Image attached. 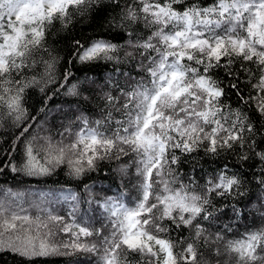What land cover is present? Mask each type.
I'll return each instance as SVG.
<instances>
[{
  "label": "snow or ice",
  "instance_id": "1",
  "mask_svg": "<svg viewBox=\"0 0 264 264\" xmlns=\"http://www.w3.org/2000/svg\"><path fill=\"white\" fill-rule=\"evenodd\" d=\"M0 180L20 264H264V0H0Z\"/></svg>",
  "mask_w": 264,
  "mask_h": 264
},
{
  "label": "trees",
  "instance_id": "2",
  "mask_svg": "<svg viewBox=\"0 0 264 264\" xmlns=\"http://www.w3.org/2000/svg\"><path fill=\"white\" fill-rule=\"evenodd\" d=\"M90 34V32L85 33ZM77 75L83 79L85 75L89 76V77H93L97 79V83H103V77H106L108 75H111V71H110V67L107 70H104L103 72H100V70L98 69H93L92 71H83V72H77ZM64 97L62 96H58L55 99H53L49 104H48V108L51 109H56L60 106H62L64 108L65 111H67L68 109V104L64 103ZM71 99V98H68ZM232 103H233V107L236 106V97L235 95H232L231 97ZM31 103V114L32 115H36V109L41 108L43 105L41 103V97L39 95H34L32 98ZM99 103V101L94 97L93 98V102L91 105H89L90 108V112L89 114H93L95 112V105ZM62 114H53L51 116L45 117V116H40L41 120H48V123L46 125L47 128H49L51 130V134H53L55 136V134L60 131V125L64 122L61 119ZM8 125H4V129L5 132L7 131ZM38 131L37 128H33V132ZM44 134V133H42ZM58 138V137H57ZM5 148L8 147L7 144L4 145ZM130 159V157H126L123 158L121 161L116 162L113 161L111 163H102L100 165L101 168L103 169H107V168H111V169H116L118 167V164H127L128 160ZM95 179H99L98 177H94ZM86 183L90 182V181H85ZM109 181H105V184H107ZM114 186L116 184L119 183L118 178L115 181H112ZM8 184H12L15 185L16 181L13 180L10 176L8 177ZM0 186H3V181L0 180ZM20 187L22 189H28L31 190L33 192H48L49 190H53L56 192V195L58 196L59 193V189L61 187L64 188H69L71 190H78L76 188V185L74 182H71L69 180V178L65 175V169L61 168L60 170H58L57 174L52 176L51 178L48 179H34L31 181H26L23 184L20 185ZM123 187L125 189H127L129 191V193L131 195H135V192L132 191V187L131 184H128L127 182L123 185ZM98 191V190H97ZM36 197L33 196H29L27 197V199H34ZM253 201H255V197L253 196ZM54 209L59 210V214L63 215L64 214V206H54ZM262 211H264V209H262ZM33 215H35V212L33 211L32 213ZM246 219H251V217H246ZM259 220V217H257V221ZM243 229H241L242 231ZM76 258H49V259H41L38 260L36 262V264H73V261ZM0 264H20L19 259L16 256L10 255L7 252H4L2 254H0ZM81 264H83V262H81ZM214 264V261H213Z\"/></svg>",
  "mask_w": 264,
  "mask_h": 264
}]
</instances>
